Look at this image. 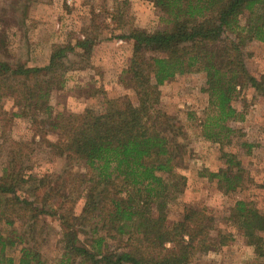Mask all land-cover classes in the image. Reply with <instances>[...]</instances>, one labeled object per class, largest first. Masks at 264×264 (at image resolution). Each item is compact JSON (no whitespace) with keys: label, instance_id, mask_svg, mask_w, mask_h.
<instances>
[{"label":"trees","instance_id":"16d2710c","mask_svg":"<svg viewBox=\"0 0 264 264\" xmlns=\"http://www.w3.org/2000/svg\"><path fill=\"white\" fill-rule=\"evenodd\" d=\"M146 1L158 11L161 28H132L120 38L131 43V53L119 81L133 99L52 116L48 100L64 86L67 68L61 60L74 47L55 48L40 68L0 61V97L19 108L12 117L29 118L38 140L84 170L34 175L21 154L26 145L9 142L0 172V264H14L7 252L17 245V264H43L36 240L47 235L46 217L59 229L58 264H191L236 237L252 248V264H264V213L251 202L238 200L229 210L232 233L215 229L211 211L202 206L186 205L177 220L168 219L167 203L184 181L175 173L184 149L180 128L159 108L158 90L177 78L201 75L207 96L201 138L230 145L238 134L232 123L245 118L232 102L247 88L263 93L245 60L250 44H264V0ZM88 43L84 38L75 47L86 51ZM59 67L64 71L57 74ZM32 110L44 114L43 120L27 117ZM241 146L246 153L252 148ZM223 157L224 168L208 179L224 193L240 190L239 162L233 154ZM79 198L83 206L76 215Z\"/></svg>","mask_w":264,"mask_h":264},{"label":"rangeland","instance_id":"374dc122","mask_svg":"<svg viewBox=\"0 0 264 264\" xmlns=\"http://www.w3.org/2000/svg\"><path fill=\"white\" fill-rule=\"evenodd\" d=\"M91 10L94 12L90 13ZM132 28L147 32L161 28L158 11L151 3L146 0H0V61L13 67L40 68L47 65L55 48L74 47V50L66 51L61 60L67 68L64 86L52 91L48 104L52 116L59 112L81 113L85 109L101 108L105 100L133 99L119 81L120 70L126 67L131 53L130 43L120 38ZM84 38L89 42L86 51L75 47ZM247 52L246 70L260 82L263 93L247 88L232 102L236 110L245 112V118L242 122L232 123L238 134L230 145L220 147L201 138L198 124L207 106V96L201 91L204 87L201 75L180 77L158 89L159 108L180 128L178 142L184 149L175 169L184 181L173 189L174 199L166 206L170 220H177L186 205L202 206L211 211L215 229L232 233V225L226 218L236 201L251 202L264 213V44L252 43ZM62 71L63 68H57V74ZM18 112L13 99L5 95L0 97V145L3 146L0 172L5 164L4 152L11 145L9 142L26 145L21 154L34 175H58L65 169L68 173L84 172L81 165L60 157L38 140L29 118L12 117ZM189 115L193 118L188 119ZM30 116L43 120L45 115L32 110L27 117ZM47 139L53 141L52 137ZM242 144L252 146L249 153H246L247 148L240 147ZM223 154L235 155L240 164L243 173L240 190L224 193L214 180L208 179L209 173L224 168ZM82 206L83 199H77L76 215ZM44 220L49 230L43 241L36 240L40 242L36 247L43 264H58L55 232L59 229L55 219L46 217ZM211 233L215 236L216 231ZM261 236L264 238V233ZM110 244L112 248L117 246L114 241ZM20 246L7 252L14 264H17ZM254 261L252 248L243 238L236 237L231 245L195 257L191 264H252Z\"/></svg>","mask_w":264,"mask_h":264},{"label":"crops","instance_id":"0c3cea01","mask_svg":"<svg viewBox=\"0 0 264 264\" xmlns=\"http://www.w3.org/2000/svg\"><path fill=\"white\" fill-rule=\"evenodd\" d=\"M110 11H112V9L110 10ZM94 11H92L91 10V12L90 13H93ZM111 18V17H110ZM108 20V23L111 25V22H110V19H107ZM128 43H130V42H128ZM130 45H131V43H130ZM125 69V67H123L121 70H120V73H119V76H120V74L122 73V71ZM87 72L89 73H92L91 71H89V69H87ZM103 76V75H102ZM80 77V74H78V76H77V78H79ZM91 77H93V76H91ZM73 78V76L72 77H70V79H72ZM119 78V77H118ZM94 82H96L95 80H93ZM78 83V82H77Z\"/></svg>","mask_w":264,"mask_h":264}]
</instances>
